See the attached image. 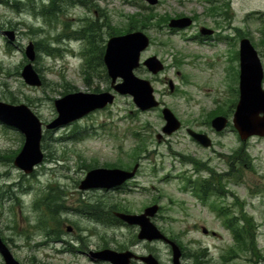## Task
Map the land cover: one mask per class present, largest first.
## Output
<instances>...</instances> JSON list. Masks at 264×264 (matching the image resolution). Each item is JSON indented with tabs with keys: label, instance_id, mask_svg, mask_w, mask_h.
<instances>
[{
	"label": "rangeland",
	"instance_id": "rangeland-1",
	"mask_svg": "<svg viewBox=\"0 0 264 264\" xmlns=\"http://www.w3.org/2000/svg\"><path fill=\"white\" fill-rule=\"evenodd\" d=\"M89 1L88 8L69 3L62 6L65 13L59 12L50 21L34 14L49 1L36 0L33 4L29 0H0V101L24 104L46 124L56 117L53 101L65 92L113 93L102 63L93 61L94 71L85 81L87 45L74 33L84 29L88 22H97L102 27L98 46L104 48L110 33L125 32L131 15H149V23L131 31L143 32L150 41L140 61L155 55L164 64V70L151 76L139 67L134 73L150 80L157 100L174 113L181 128L157 142L155 135L161 133L164 125L160 107L139 111L130 96L115 93L113 103L106 108L56 130L44 131L41 147L45 159L32 173L24 175L14 167L11 158L22 146L23 136L0 124V233L7 244L12 239L20 247L15 251L17 260L21 264H90L79 252L59 254L36 246L44 236L33 227L38 214L32 203L50 189H57L63 195L65 206H78V201L85 200L87 194L77 186L91 165L126 163L132 149L142 144V158L134 180L120 192H108V202L116 197L121 205L137 213L155 201L161 208L152 220L154 224L168 238L178 239L186 253L206 249L209 264H222L220 256L231 248L234 252L227 264H264V137L243 142L231 124L238 101L235 91L238 63L229 59L232 55L228 52L235 51L237 43L230 46L223 39L207 45L198 38L200 26L213 25L204 17L208 9L205 0H158L155 6L141 0ZM231 8L236 16L232 28L239 26L241 33L250 39L264 68L261 44L264 18L259 20L253 15L264 13V0H231ZM191 13L198 16V21L185 29L173 30L167 24L158 23L165 15L178 18L175 16ZM247 15L250 19H246ZM9 28L17 33L14 42H8L2 35ZM232 28H227L226 23L218 34L233 38ZM29 42L35 49L33 67L43 78L39 87L26 85L20 76L27 63L25 49ZM167 79L175 85L172 93L168 91ZM217 107L228 110L229 126L220 133L204 124L206 116ZM186 128L206 133L212 146L203 148L196 144L186 134ZM241 148L248 155L246 167L240 164L239 158H234ZM179 154L200 160L209 167L210 172H200L203 178H213V173L222 175L221 184L217 181L213 184L216 188L205 202L187 186L186 177L196 176ZM230 171L233 174L226 175ZM14 197H19V203ZM214 204L226 211L238 227L253 233V251L237 250L231 231L224 225L225 218L217 215L212 208ZM242 214L250 218L251 226L242 222ZM64 216L77 226L92 227L73 213ZM203 227L208 230L206 235L201 231ZM137 231L136 227L116 224L108 216V248L130 250L136 255L151 253L160 264H171L167 245L138 241ZM182 263L193 264L190 259H182Z\"/></svg>",
	"mask_w": 264,
	"mask_h": 264
},
{
	"label": "water",
	"instance_id": "water-1",
	"mask_svg": "<svg viewBox=\"0 0 264 264\" xmlns=\"http://www.w3.org/2000/svg\"><path fill=\"white\" fill-rule=\"evenodd\" d=\"M149 5H156L158 0H142ZM189 18L171 19L169 28L182 29L190 25ZM200 33H209L204 28ZM4 35L9 41L14 40L12 31H5ZM148 37L140 31H133L119 36L110 37L102 56L106 73L110 79L111 88L119 95H129L139 111H148L159 106L154 89L147 79H142L134 74V70L142 65L151 75H156L163 70V64L156 56L146 58L140 64V54L148 47ZM28 63L21 70V77L25 84L38 87L42 84L41 78L34 70L32 62L35 59L34 46L29 43L25 49ZM117 79L120 82H117ZM263 67L256 50L249 40L242 39L239 49V96L231 119L233 128L237 131L241 140L251 136H264V89L262 88ZM174 85L169 81V91ZM114 94L110 92L100 93H68L54 101L57 112L56 118L44 125L46 130H54L68 125L89 113L103 109L114 101ZM161 116L164 125L161 133L156 135L159 142L164 136H170L180 129L181 123L170 109L163 107ZM0 123L17 129L24 136V143L19 153L14 158V165L23 173L29 174L34 167L40 164L44 158L40 142L42 138V123L37 116L24 104L11 105L0 102ZM228 119L224 116H215L210 121V126L215 132H221L226 128ZM187 134L204 148L211 146L210 138L204 134L187 129ZM138 165L131 171L122 169L96 168L89 170L84 179L80 181V190L88 189H112L122 185L131 179ZM158 210L157 205L147 207L142 214L115 213V216L128 225L138 226V240L148 242L161 240L170 245L172 264H181V250L177 244L167 239L150 221ZM203 233L206 230L203 229ZM0 254L4 258V264H19L10 255L0 240ZM94 258L108 261L110 264H130L132 259H138L144 264H159L152 255L137 257L130 251L118 252L104 250L92 253Z\"/></svg>",
	"mask_w": 264,
	"mask_h": 264
},
{
	"label": "trees",
	"instance_id": "trees-1",
	"mask_svg": "<svg viewBox=\"0 0 264 264\" xmlns=\"http://www.w3.org/2000/svg\"><path fill=\"white\" fill-rule=\"evenodd\" d=\"M31 3H35L36 0H29ZM42 1V0H41ZM49 1L48 5L44 6L41 5L42 8L40 9L39 13H34L35 15L38 14L39 16L49 19L50 21L53 20V18L60 13L63 12L62 8L64 5H67L68 3L70 5L74 4H89V0H46ZM14 4H17L16 1H14ZM40 4V3H39ZM63 6V7H62ZM151 17L149 15H145L143 17H140L138 14L131 15L129 20V26L125 30L126 32L131 30H137L140 25L144 26L145 24L149 23ZM170 19L169 16L165 15L161 18H159L158 23H162L163 25L166 24V22ZM91 23V22H90ZM96 22L89 25L88 30H86L81 36L86 41V51L84 54L85 57V64H86V71L84 72V78L85 81L91 77L93 73V61H97L99 63H102L101 58L103 54L104 48L98 46V42L101 39L100 38V30L102 27L100 25H96ZM140 27L139 29H141ZM123 33V31L112 33V35H119ZM85 34V35H84ZM80 36V37H81ZM261 44L264 46V31L262 33V39ZM176 64L179 63V60H176ZM99 65V64H98ZM92 69V70H91ZM97 91V90H95ZM66 93V92H65ZM230 110V109H229ZM228 110L225 112L223 107H217L214 112L210 113V115L206 118L207 122H209L214 116L217 115H228ZM142 144L137 145L132 151L128 154L127 162H120L114 164H109V168L113 167H120V168H129L130 165L138 163L139 159L141 158V152H142ZM181 160L183 163L190 164L195 173H200L202 171H208L210 172L209 167H207L205 164H203L200 160L190 158L188 156H184L182 154H179ZM234 158H239L240 164L242 166L246 167L247 159H245L248 155L245 153L244 148H241L236 151ZM233 173L230 171L228 176L232 175ZM186 184L192 185L194 187V191L197 196H199L200 199H204L206 196H211L212 192L215 190L216 181L217 184H221L222 175H216L213 174V178H203L201 176L197 177L195 180H191L189 177H186ZM214 184V185H213ZM62 202L61 193L56 189H50L48 194H44L42 197H40L38 200L34 203V210L40 213V221L39 226L36 228L39 230L44 231L47 227H49L50 230H48V234L51 235V229L58 230L60 228V221H59V212H60V205L59 203ZM218 216L225 217L224 224L229 228L232 232V236L236 242V248L240 252H246V251H253L255 249L254 245V236L253 233L250 230H247L244 227H238L234 223V219L228 218V213L224 211L221 208H217ZM111 217V216H110ZM242 222L244 221L247 225L251 226V220L249 217H246L244 214L241 215ZM47 221V224H46ZM52 223V226L50 225ZM35 228V227H34ZM56 234V233H55ZM234 252V250H229L227 252V255L222 256L221 259L225 262L228 257L231 258V254ZM206 251L205 249H199L193 253L186 254V257H189V259L192 261L193 264H202L204 261V255Z\"/></svg>",
	"mask_w": 264,
	"mask_h": 264
},
{
	"label": "flooded vegetation",
	"instance_id": "flooded-vegetation-1",
	"mask_svg": "<svg viewBox=\"0 0 264 264\" xmlns=\"http://www.w3.org/2000/svg\"><path fill=\"white\" fill-rule=\"evenodd\" d=\"M207 4L210 7L215 8L213 9V12L211 14L206 13L204 15L205 18H208L209 23H213V25L204 26L205 28H208L211 33L198 35L203 43L207 42V45H209L211 41L220 40L221 35L218 34V32L219 30L223 29V23H227V28H229L230 26L232 28L234 21H236V16L231 8V0L228 2L226 0H208ZM222 7L228 8L225 14H222L220 12V8ZM257 16L264 18V13L257 14ZM187 17L190 18L191 23H197L198 17L194 13H191ZM11 30L16 33L14 29ZM232 31L233 38H229L228 40L231 42L232 46L235 42L237 43L236 51L232 52V55L235 58L237 57L238 61V46L242 38V33L239 29V26L232 28ZM168 80H166V82H168ZM106 168H108V166ZM126 185L118 189H113L109 192L122 191L124 190ZM84 192L87 194L86 199L82 202L78 201V206H63L60 211L63 210L64 213L70 214L73 213L80 220L91 223L92 227L85 228L77 226L74 223H71L70 219L67 216H64L62 213H59L58 218L61 226L58 231L59 233L56 235H52L51 237L45 235L44 241L37 244V247H48L50 249H54L55 247H57L56 252L60 254H65L69 252H79L80 254L84 255L87 259H89L90 252H100L108 250V233L106 232V229H108V190H88ZM113 198H115V201L117 200L116 197H112L111 199ZM153 203L154 202H152L150 205H152ZM110 207H112V205H110ZM115 208H122L130 211L128 208L122 205L115 206ZM142 211L143 209L137 213L132 211L128 213L140 214ZM114 212L117 211L113 210L112 213ZM68 227L70 228L68 229ZM8 248L10 249L13 257L17 260L15 251L18 250L20 247H18V245L11 240L9 241ZM89 263L108 264L105 262L98 261L96 259L94 261L89 260Z\"/></svg>",
	"mask_w": 264,
	"mask_h": 264
}]
</instances>
